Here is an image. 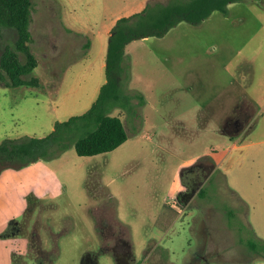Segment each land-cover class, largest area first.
<instances>
[{
  "label": "rangeland",
  "instance_id": "1",
  "mask_svg": "<svg viewBox=\"0 0 264 264\" xmlns=\"http://www.w3.org/2000/svg\"><path fill=\"white\" fill-rule=\"evenodd\" d=\"M152 1L31 0L38 63L24 78L38 84L0 81V141L84 112L105 81L111 27ZM229 6L126 44L131 98L110 108L127 132L119 146L90 156L70 146L0 170V264H40L35 248L51 240L42 264H264L242 241L264 245V0ZM16 37L1 30L0 56ZM234 107L233 138L222 132L236 130L223 121ZM180 114L192 126L175 135Z\"/></svg>",
  "mask_w": 264,
  "mask_h": 264
},
{
  "label": "trees",
  "instance_id": "2",
  "mask_svg": "<svg viewBox=\"0 0 264 264\" xmlns=\"http://www.w3.org/2000/svg\"><path fill=\"white\" fill-rule=\"evenodd\" d=\"M239 0H154L139 11L120 16L110 29L105 57V81L97 97L82 113L56 120L53 129L43 136L4 137L0 141V170L21 167L37 159L57 157L73 146L78 155H95L113 150L127 139L122 119L110 114L116 103L131 98L121 89V62L128 42L146 36H162L181 21L197 24L213 12H228ZM31 0H0V34L13 28L17 37L6 45L0 56V80L9 86L37 85L38 79L24 78L38 63L31 50ZM142 100V97H140ZM205 188L199 191L203 195ZM252 253L264 251L253 238L242 239Z\"/></svg>",
  "mask_w": 264,
  "mask_h": 264
},
{
  "label": "crops",
  "instance_id": "3",
  "mask_svg": "<svg viewBox=\"0 0 264 264\" xmlns=\"http://www.w3.org/2000/svg\"><path fill=\"white\" fill-rule=\"evenodd\" d=\"M233 5V4H232ZM231 5V6H232ZM231 6H229V7H231ZM229 10V9H228ZM110 33V32H109ZM237 106V105H236ZM235 106V107H236ZM235 107L233 108V113H234V110H235ZM236 114L234 113V114H230V115H226V116H224V118H223V121H227V120H229V119H231L232 117H234ZM188 118H190L188 115H186V114H180V115H177L176 117H174L172 120H173V122H170L169 123V126H170V128L172 129V131H173V133L175 134V135H182L184 132V130L186 129L185 127H191L192 125L190 124V123H187V119ZM191 119V118H190ZM196 119V118H195ZM208 120V118H207V116L205 117L204 116V119H203V121H207ZM200 121V120H199ZM205 122L202 124V123H194V126H204L205 127V129H207L208 128V124H205ZM198 129H201V128H198ZM242 131V130H241ZM241 131L239 130V129H236L234 132H230V133H227V132H222V134L224 135V136H227V137H238L239 135H240V133H241ZM235 144V143H234ZM233 146H236L237 147V145L235 144V145H233ZM243 202H245L244 201V199H243ZM236 221H237V217H236V219H235ZM238 225H240V224H238ZM40 245H41V243H40ZM29 247L32 249V247H33V242H32V240L30 241V243H29ZM50 248V249H49ZM56 248H57V246H56V241H54V240H51L50 241V245H47V246H43L42 247V250L43 251H45L46 252V254L45 253H43V255H45L44 257H43V259H40L39 257H36V259L38 260V262L40 263V264H42L43 262H52L53 261V258H54V254L56 253Z\"/></svg>",
  "mask_w": 264,
  "mask_h": 264
},
{
  "label": "flooded vegetation",
  "instance_id": "4",
  "mask_svg": "<svg viewBox=\"0 0 264 264\" xmlns=\"http://www.w3.org/2000/svg\"><path fill=\"white\" fill-rule=\"evenodd\" d=\"M0 81H2V80H0ZM3 82V81H2ZM6 84V83H5ZM234 118V119H233ZM231 119H233L231 122L233 123V125L235 126V128L237 129V127H238V123H239V117H232ZM231 119H229V120H231ZM181 195H183V193H181ZM122 240V242L125 244L124 246H126V248L128 247L127 246V243L126 242H124V240L123 239H120V241ZM122 243V244H123ZM37 245H38V243H37ZM129 245V244H128ZM36 257H39L40 259H43V257L45 256V255H43V253H45L46 254V252L45 251H43L42 250V247H41V245L39 244L36 248ZM114 251V250H113ZM113 254V256H114V258L115 259H117V257H118V253L116 252V253H112ZM125 254L127 255L126 256V258L128 259V261L127 262H130V260H132L133 259V255H132V253L131 252H129V251H125ZM41 256V257H40ZM126 259V260H127ZM117 262V261H116Z\"/></svg>",
  "mask_w": 264,
  "mask_h": 264
}]
</instances>
